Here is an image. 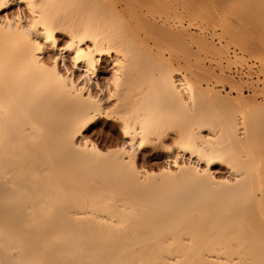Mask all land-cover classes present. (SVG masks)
I'll return each instance as SVG.
<instances>
[{"label":"bare ground","instance_id":"6f19581e","mask_svg":"<svg viewBox=\"0 0 264 264\" xmlns=\"http://www.w3.org/2000/svg\"><path fill=\"white\" fill-rule=\"evenodd\" d=\"M34 3L0 9V264H264L263 76L203 62L264 65V0ZM224 80L235 94L211 82ZM99 125L115 134L104 148L88 136Z\"/></svg>","mask_w":264,"mask_h":264},{"label":"rangeland","instance_id":"374dc122","mask_svg":"<svg viewBox=\"0 0 264 264\" xmlns=\"http://www.w3.org/2000/svg\"><path fill=\"white\" fill-rule=\"evenodd\" d=\"M261 12L263 13L264 11L262 10H259V13L261 14ZM255 13H256V11H255ZM254 13V15L256 16V14ZM257 13H258V10H257ZM260 14L258 15V18L260 19ZM261 15H263V14H261ZM257 18V17H256ZM259 19H258V22H259ZM253 21V20H252ZM257 21V20H256ZM255 21V22H256ZM184 22H185V24L187 25V24H189V21H188V19H185L184 20ZM195 22V23H194ZM193 23H194V25H192L191 24V26H189L188 27V29H189V32L190 33H199V25H201L200 23V21L199 20H197V21H194ZM254 22V21H253ZM255 22L254 23H251L250 22V24H249V22L247 23L248 25H251V26H249V27H253V25H256V24H260V23H258V22H256V24H255ZM247 26V25H246ZM208 36H210L211 37V35L209 34ZM210 40H214V42L215 43H217V41H218V39L215 37H213V38H211ZM219 42V41H218ZM196 49V48H195ZM232 52V51H231ZM237 54V53H236ZM235 54V52H232V53H230V55L229 56H231L230 57V59L233 61L234 60V62L232 63L231 62V60L229 61V62H227L228 61V58H223L222 60L224 61H219V60H211V58L212 57H208L207 59H205V61H203V62H205L204 64H205V68H207V69H209V70H213L216 74H219L220 72H221V70L223 69V72L226 74V75H228V76H230V77H232L233 75H231V69L233 68V67H236V68H238V67H241V68H244V67H249L248 69H253V68H256V70L255 69H253V71H252V74L253 75H256L257 77H260V76H263L262 77V79L261 80H264L263 78H264V65H262L261 64V66L259 65L260 63L258 62H256V61H254L253 59H249V57L248 56H242L241 54H238V56ZM236 55V56H235ZM235 57V59H234V57ZM244 57L243 59H244V61L243 60H241L242 62L238 65L237 63H239V62H237L238 61V59L236 58V57H238V58H240V57ZM204 57V56H203ZM237 59V60H236ZM247 59V60H246ZM216 61V62H215ZM220 62L222 63V64H220ZM210 63H213V64H210ZM231 63V64H230ZM237 64L236 66H235V64ZM243 64V65H242ZM219 65V66H218ZM220 65H222V66H220ZM231 65V66H230ZM256 65V66H255ZM230 66V67H229ZM250 66H251V68H250ZM254 66V67H253ZM209 67V68H208ZM219 67H221V68H219ZM263 68V69H262ZM227 69V70H226ZM262 69V70H261ZM218 71V72H217ZM254 71H255V73H254ZM235 80H239L240 82H241V88H243L245 85H246V82H244L242 79H236L235 77H233ZM207 79H209V78H207ZM206 78H205V80H204V82H202L203 84H207L206 82V80H207ZM259 80V79H258ZM260 80V81H261ZM260 81H258L259 83H260ZM212 82V85H214L215 86V88L217 89V90H219L221 93H223V94H226L227 92H230L231 94H235L234 92L235 91H233V90H231L230 88V83L229 82H226L225 80L224 81H218L219 83H217V81H211ZM262 82V81H261ZM262 83H264V81L262 82ZM243 85V86H242ZM231 90V91H230ZM243 91V94H245V95H247V93L244 91V89L242 90ZM248 96H250L251 97V95H247V97ZM252 98V97H251ZM254 98V97H253ZM255 99H256V97H255ZM258 101V100H257ZM213 108V107H212ZM213 109H218V108H213ZM217 112V111H216ZM220 114V113H219ZM220 116H222L221 114H220ZM263 130H264V128H263ZM91 135V139L92 140H94L96 143H98L101 147H105V145H108L109 143H110V141H111V139L113 138V136L115 135L114 134V132H112V130H111V127H104V126H101V125H99L97 128H94V129H92L89 133H88V136H90ZM260 138H261V140L262 141H264V134H262V135H260ZM158 155V156H157ZM145 157H150L151 159L152 158H154V159H152V162H150V167L152 166V167H160V166H162L161 164H163V162L165 161V155H164V153L162 152V150H160V149H149L147 152H146V155H145ZM153 164V165H152ZM165 164V163H164ZM163 164V165H164ZM215 170H216V175L217 176H220V177H224L225 175H226V173H227V169L225 168V167H223V166H216L215 167Z\"/></svg>","mask_w":264,"mask_h":264},{"label":"snow or ice","instance_id":"6c2138e0","mask_svg":"<svg viewBox=\"0 0 264 264\" xmlns=\"http://www.w3.org/2000/svg\"><path fill=\"white\" fill-rule=\"evenodd\" d=\"M27 6L28 8L31 10L34 8V4L32 2V0H27ZM5 8V0H0V9H3ZM33 14L35 15V13L33 12ZM15 19L17 21L20 20V17L19 16H16ZM9 23H11V21H9ZM38 23V22H37ZM36 27V23H32L29 25L28 28H25L23 30V35H27V33L32 29V28H35ZM47 39L49 41H54V37L52 35L51 32H48L47 34ZM34 47L37 51H41L42 50V45L40 43H34ZM74 47V44L73 43H69L67 44V48L71 49ZM89 52H91V49H89ZM85 53L83 51V49H77L76 52H75V56L73 57V66H75V64L77 62H79L83 57H84ZM60 59V57H56V60L58 61ZM39 67L43 70V72L45 73V76H46V79L53 83V84H56V85H59V86H67V80H66V77L65 75L61 74L60 71H57V68L55 65H53L52 67H48L46 65H39ZM95 67H96V64H95V61L94 60H90L89 62V68H88V73L89 75H91L94 70H95ZM70 75V73H69ZM120 72L117 71L115 73V78L110 82L111 84H114L116 86V91H111L109 89V96H108V99H113V98H116V103H114L113 105L109 106L108 107V112H113L114 109L117 107V104H118V97H117V92L119 91L120 89V85H121V79H120ZM71 90L72 91H75L76 95L79 96L80 95V92L83 91V89H76V86L75 84H73L71 86ZM89 99H91L89 97ZM94 104L97 103V101L93 100L92 101ZM147 128H148V124H147V121L145 122V126L142 127L141 131L142 132H145V138L144 139H141L137 142H135V146L136 147H139V148H143L145 143L147 142ZM127 131L125 132V135H127ZM127 148V145H125V148H120V149H116L115 151L117 152H123L125 151V149ZM100 155H104L103 153H100ZM211 162V161H210ZM177 167L179 168L180 165L177 164ZM154 175V173H153ZM173 175H175V173H173Z\"/></svg>","mask_w":264,"mask_h":264},{"label":"built area","instance_id":"2783aa9c","mask_svg":"<svg viewBox=\"0 0 264 264\" xmlns=\"http://www.w3.org/2000/svg\"><path fill=\"white\" fill-rule=\"evenodd\" d=\"M244 72H246L245 69H244V70H237V69H233V70H232V74H233V75H240V74L243 75ZM247 92H248V90H247ZM260 98L262 99V98H264V97L262 96V97H260Z\"/></svg>","mask_w":264,"mask_h":264},{"label":"clouds","instance_id":"9594fccd","mask_svg":"<svg viewBox=\"0 0 264 264\" xmlns=\"http://www.w3.org/2000/svg\"><path fill=\"white\" fill-rule=\"evenodd\" d=\"M33 4H34V8L33 10L37 7V5L34 3V0H32Z\"/></svg>","mask_w":264,"mask_h":264}]
</instances>
